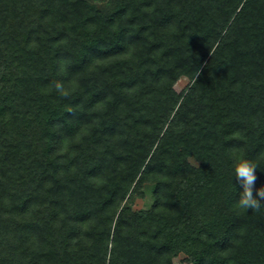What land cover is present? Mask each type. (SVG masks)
Here are the masks:
<instances>
[{
	"label": "trees",
	"instance_id": "obj_1",
	"mask_svg": "<svg viewBox=\"0 0 264 264\" xmlns=\"http://www.w3.org/2000/svg\"><path fill=\"white\" fill-rule=\"evenodd\" d=\"M241 151L264 186V0H0V264H264Z\"/></svg>",
	"mask_w": 264,
	"mask_h": 264
},
{
	"label": "clouds",
	"instance_id": "obj_2",
	"mask_svg": "<svg viewBox=\"0 0 264 264\" xmlns=\"http://www.w3.org/2000/svg\"><path fill=\"white\" fill-rule=\"evenodd\" d=\"M199 72L195 73L194 82L197 80ZM56 91L62 97H68L70 92L60 81L55 83ZM234 174L240 183L242 191L236 202L235 208L238 213L251 210L257 214L264 212V186L255 188L257 179L256 169L260 167L254 160L249 159L244 152L235 153L233 156ZM255 188V193H254Z\"/></svg>",
	"mask_w": 264,
	"mask_h": 264
},
{
	"label": "rangeland",
	"instance_id": "obj_3",
	"mask_svg": "<svg viewBox=\"0 0 264 264\" xmlns=\"http://www.w3.org/2000/svg\"><path fill=\"white\" fill-rule=\"evenodd\" d=\"M181 86H186L188 83V80L186 78H182L179 81ZM146 191H147V196L145 198L142 197H135L134 201L132 202V205L134 208H148L152 204V186L150 184L146 185Z\"/></svg>",
	"mask_w": 264,
	"mask_h": 264
}]
</instances>
